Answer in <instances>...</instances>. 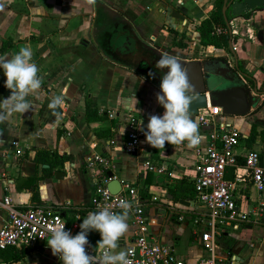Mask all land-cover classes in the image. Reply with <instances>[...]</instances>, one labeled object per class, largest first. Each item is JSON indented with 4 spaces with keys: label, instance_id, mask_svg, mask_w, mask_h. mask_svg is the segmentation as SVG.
<instances>
[{
    "label": "crops",
    "instance_id": "1",
    "mask_svg": "<svg viewBox=\"0 0 264 264\" xmlns=\"http://www.w3.org/2000/svg\"><path fill=\"white\" fill-rule=\"evenodd\" d=\"M215 1L0 0V39L13 41L0 56H10L21 46H30L43 77L41 89L28 98L31 110L0 123V201L8 194L11 202L20 207L33 203L64 205L59 208L62 216L67 221L77 219L80 231L82 220L93 212L90 202L95 178L103 170L99 164L88 168L85 158L101 153L110 160L109 168L104 170L106 173L112 171L121 182L147 189L148 228L158 233L161 241L170 244L186 264H195L203 254L194 235L195 225L189 214L181 220L177 217L182 208L177 204L190 207L193 197L186 199L188 204L181 203V199L174 201L167 189L183 177L191 180L196 160L194 148H189L187 142L167 143L157 156L150 157L151 145L146 138L137 152H127L123 139L130 126L147 131L149 116L163 115L165 111L156 99L160 85L147 76V63H155L151 57L159 60L162 55H173L182 64L191 59L225 58L230 65L237 63L252 74L258 86L262 84L264 0H229L225 15L229 17L227 31L231 35V47L200 43L197 25L214 11ZM139 62L144 64L141 71L137 68ZM5 81L0 69V100L10 95L2 91L5 88L10 92ZM86 92L95 96L99 114L115 110L117 116L105 114L99 120L87 122L84 117ZM55 96H61L62 103L53 110L49 103ZM207 104H210L209 97ZM191 115L197 120L196 114ZM216 118L235 124L242 134L241 144L262 152L264 160V95L247 114L223 113ZM252 124H256L258 132L248 145L246 139ZM105 127H109L112 134L100 137L95 133ZM209 128L199 124L203 140ZM14 140L19 142L22 153L15 152ZM41 148L71 157L52 166L48 172L45 170L48 164L34 161L36 150ZM147 159L164 166L165 172L148 169ZM239 162H243L242 156ZM238 172L243 178L236 182L234 193L239 201L250 203L258 192L244 167ZM227 174L233 178V169L228 168ZM172 206L178 210H173ZM7 214V208L0 204V226ZM127 223L128 230L119 242L122 249L134 236L131 214ZM253 224H241L237 231L224 228L219 245L224 249L220 250L234 255L236 264H264V247L261 248L264 241L251 239ZM96 233L91 231L88 240H95ZM236 256H240L241 261ZM31 257L34 260L29 264H62L59 257L42 244L31 247L18 261L6 263L0 259V264H23Z\"/></svg>",
    "mask_w": 264,
    "mask_h": 264
},
{
    "label": "built area",
    "instance_id": "2",
    "mask_svg": "<svg viewBox=\"0 0 264 264\" xmlns=\"http://www.w3.org/2000/svg\"><path fill=\"white\" fill-rule=\"evenodd\" d=\"M215 32L225 31L215 25ZM108 117H116L118 112L107 110ZM219 105L207 104L198 108L196 113L200 125L210 127L207 137L194 147L196 160L193 166L192 180L195 187L194 203L180 210L176 206L172 209L180 211L178 219L189 214L195 225L194 235L201 244L203 254L195 264H236L235 256L220 250L218 242L221 240L224 228L241 224L264 223V160L260 151L248 148L241 144L240 129L229 120H220L216 117L222 115ZM146 130L130 126L125 132L123 148L127 152H137L142 149ZM13 146L17 154L22 153L19 142L14 140ZM242 156L243 162H239ZM88 168L97 164L103 167L100 175L95 178L94 190L91 197L90 208L93 212L103 206H110L113 211L121 212L119 202L126 200L132 203L130 212L132 223L135 225L134 236L124 246L132 264H186L174 248L160 240L159 234L148 228V219L145 214L146 198L139 194L138 185L130 182H121L119 190L112 192L107 183L111 179L104 171L110 166V160L101 153H94L85 158ZM145 166L155 172H165V167L154 164L151 160L145 161ZM244 167L249 175L252 186L258 192L257 197L250 203L238 200L234 193L235 184L243 174L238 172ZM234 171L233 178L226 177L227 169ZM114 176V174H113ZM244 199H247L244 197ZM146 200V201H145ZM0 204L8 210L7 218L0 226V249L7 246L33 247L37 243L47 246L51 230L57 226L65 225V230L74 236L78 230L77 219L67 221L59 208L51 204L33 203L27 206H16L11 202L8 194L4 195ZM171 208V206H169ZM99 240L101 239L97 231ZM253 245V243H250ZM48 247V246H47ZM102 249L95 248L89 241L86 252L99 257Z\"/></svg>",
    "mask_w": 264,
    "mask_h": 264
},
{
    "label": "clouds",
    "instance_id": "3",
    "mask_svg": "<svg viewBox=\"0 0 264 264\" xmlns=\"http://www.w3.org/2000/svg\"><path fill=\"white\" fill-rule=\"evenodd\" d=\"M33 56L32 48L27 45L21 46L18 52L10 56H0V69L6 77L5 87L10 90V95L0 100V123L10 120L15 114L28 113L32 108L28 98L37 93L43 84V77L39 74L40 69ZM156 66L167 69L161 77L160 92L156 94L158 104L165 111L163 115L149 116L147 131L144 132L146 142L157 149L165 148L166 142L171 145L187 142L189 148H194L203 137L199 122L190 111V105L197 97L187 70L173 55H162ZM61 103V96L52 97L49 108L54 110ZM118 206L121 209L119 213L107 205L98 211L89 212L79 225L80 231L74 236L65 230V225L52 229L47 240L52 254L58 256L62 264H132L119 242L128 230L127 220L133 205L121 200ZM93 230L98 231L101 237L97 242V247L103 250L99 257L86 252L88 234Z\"/></svg>",
    "mask_w": 264,
    "mask_h": 264
},
{
    "label": "trees",
    "instance_id": "4",
    "mask_svg": "<svg viewBox=\"0 0 264 264\" xmlns=\"http://www.w3.org/2000/svg\"><path fill=\"white\" fill-rule=\"evenodd\" d=\"M222 2L223 0H216L214 3V11H212L211 15L208 17H205L201 19L197 25V29L200 36V43L202 45L212 44V45H222V46H228V40L231 37V35L227 31V24L226 20L224 18V15L222 14ZM227 20L229 19L228 15L226 14ZM215 25H219L222 28L225 29V31L221 32H215L214 27ZM13 44V41L11 38H1L0 39V54L6 52L9 47ZM143 62L138 63V69L141 71L143 69ZM157 62L155 63H147L148 72L153 73V75H147L149 79L157 82L159 85L161 83V77L167 72V69H160L157 66ZM145 67V68H146ZM264 88V85H262ZM4 94L10 93L5 88L2 89ZM84 117L87 122L99 120L103 117H105L106 112H102L101 114L98 113L97 105H96V98L94 95H92L89 92H86L84 95ZM112 130L109 127L100 128L95 130V133L102 137V136H109L112 134ZM256 124H252L250 128V133L247 137V144L250 145L251 142L254 140L256 133ZM167 144V142H166ZM165 144V145H166ZM157 148H153L151 146V154L150 157L157 156L158 152L161 150ZM263 154L262 152H260ZM53 156L54 158H51ZM71 157L68 155H56L53 154V152L49 151L48 149H37L34 155V161L37 164L40 163H46L48 166L45 168L46 171L51 172V168L54 165L62 164L66 159ZM150 172L147 173V178L149 179ZM226 177L230 179V176L226 173ZM33 179V177L31 178ZM168 195L169 197L174 201H179L180 199L186 200L189 198H194L195 196V187L193 180H187L186 178L179 179L176 183L168 185ZM139 194L141 197L146 198L148 197V191L146 188H141L139 190ZM95 240H90L91 244L95 248L97 247V242L99 241V236L96 233V236L94 237ZM40 243H37L35 246H37ZM31 247H16V246H7L3 249H0V259H2L6 263L18 261L21 258H23L29 251Z\"/></svg>",
    "mask_w": 264,
    "mask_h": 264
},
{
    "label": "water",
    "instance_id": "5",
    "mask_svg": "<svg viewBox=\"0 0 264 264\" xmlns=\"http://www.w3.org/2000/svg\"><path fill=\"white\" fill-rule=\"evenodd\" d=\"M228 3L229 0H223L221 7L227 26L225 12ZM228 45L231 47V39L228 40ZM217 62L218 65H216ZM183 65L187 70L190 83L194 86V95L197 97L190 105L192 114H196L198 108L207 106V97H209V103L219 105L224 114L244 115L257 106L261 96L264 95V90L259 88L252 74L241 69L237 63L230 65L225 58L202 61L191 59ZM262 84L264 85V81ZM57 173L58 171L56 175ZM107 175L111 177L107 183L108 189L116 192L121 186L120 180L113 176L112 171H107ZM180 202L188 204L187 200L181 199ZM236 259L241 261L242 258L236 256Z\"/></svg>",
    "mask_w": 264,
    "mask_h": 264
},
{
    "label": "rangeland",
    "instance_id": "6",
    "mask_svg": "<svg viewBox=\"0 0 264 264\" xmlns=\"http://www.w3.org/2000/svg\"><path fill=\"white\" fill-rule=\"evenodd\" d=\"M152 62H157L158 59L152 58L150 59ZM159 176H163L162 174H159ZM139 188H141L140 186H138ZM240 226L239 225H234L231 227L232 230L236 229L239 230ZM253 228H254V234L253 237L251 238L252 240L254 239V241H264V223H258V224H253ZM241 229V228H240ZM259 230V231H258ZM221 244V240L218 242V246ZM264 247V243H262L261 248ZM222 249H224V247H221ZM31 260H34L32 257L31 259L26 258L25 261H23V264H29L31 262ZM32 263V262H31Z\"/></svg>",
    "mask_w": 264,
    "mask_h": 264
},
{
    "label": "flooded vegetation",
    "instance_id": "7",
    "mask_svg": "<svg viewBox=\"0 0 264 264\" xmlns=\"http://www.w3.org/2000/svg\"><path fill=\"white\" fill-rule=\"evenodd\" d=\"M259 88H260L261 90H264V88H262L261 85H259Z\"/></svg>",
    "mask_w": 264,
    "mask_h": 264
}]
</instances>
